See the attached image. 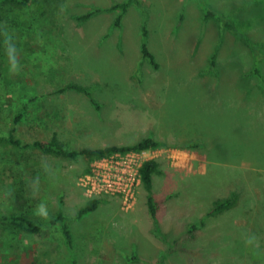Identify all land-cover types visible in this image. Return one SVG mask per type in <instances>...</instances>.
Masks as SVG:
<instances>
[{
    "label": "rangeland",
    "instance_id": "obj_1",
    "mask_svg": "<svg viewBox=\"0 0 264 264\" xmlns=\"http://www.w3.org/2000/svg\"><path fill=\"white\" fill-rule=\"evenodd\" d=\"M115 1H54L41 25L0 42V132L16 126L26 142L56 132L78 149L146 136L162 146L78 159L2 146L0 211L41 221L62 208L72 242L60 223L28 233L0 220V264H264V0H202L242 35L222 34L200 0H142L118 26ZM97 7L106 10L77 18ZM69 83L100 106L61 90ZM148 158L162 170L155 216L141 179L132 200L85 185L102 162ZM233 191L237 204L212 213ZM93 198L98 207L80 215Z\"/></svg>",
    "mask_w": 264,
    "mask_h": 264
},
{
    "label": "trees",
    "instance_id": "obj_2",
    "mask_svg": "<svg viewBox=\"0 0 264 264\" xmlns=\"http://www.w3.org/2000/svg\"><path fill=\"white\" fill-rule=\"evenodd\" d=\"M57 0H0V42L1 47L8 46L11 41L17 36V32L22 33L25 29L34 27L36 23L41 25L40 19L45 18L50 10V4ZM142 6V0H123L115 1L109 8V10H116L118 12L115 25H121L122 19L125 13L128 11L129 7L133 4ZM200 8L204 13V17H213L217 19L220 24L221 33L223 34L225 30H230L237 35L244 34L243 31L238 27L235 17L225 15L223 12L213 9L214 7L209 6L204 1L200 0ZM106 10V8L97 7L92 11L87 13L77 15L79 19H88L91 16ZM147 33V31H146ZM145 33V36H146ZM259 47V46H257ZM142 52L145 56L149 57L151 61L157 65L155 56L150 50L146 41L142 44ZM216 63L215 56L213 57V65ZM76 90L88 99H90L94 104L100 106L98 99L96 98L93 90L88 86L79 83H69L61 90ZM23 113H19L15 117L16 123L20 121ZM17 128L13 126L7 132H0V148L2 146H10L14 149H41L46 153L56 154L62 157H67L70 159H78L80 156H89L90 158H104L110 156L117 152L127 153L131 151H143L148 149H157L162 146V141L156 139L152 136L143 137L141 140L133 144L125 145H107L103 147H83V148H72L61 141L58 133H54L49 139L37 138L32 141H24L16 133ZM141 181L143 182L145 188L148 191V202L152 214L155 216L157 212V204L153 194L154 185V175L161 173L160 161L156 158H149L144 160L140 167ZM25 173L16 172L17 178H21ZM41 180V179H40ZM45 183L44 180H41ZM24 182L21 181L20 186H18V191L20 195L25 197V188L23 186ZM239 198V193L233 191L230 195L219 198L214 203V208L212 213H220L225 210H229L234 207ZM100 199L93 198L90 199L85 206L80 209L79 214L82 215L87 211L94 210L98 207ZM0 220L14 226L17 229L23 230L28 233H39L45 223L48 224H58L60 223L65 234V237L69 243L72 242V232L70 226L67 222V217L64 214V210L61 208L58 213L48 220H35L30 218L23 213H4L0 211ZM193 225L192 228H195Z\"/></svg>",
    "mask_w": 264,
    "mask_h": 264
},
{
    "label": "built area",
    "instance_id": "obj_3",
    "mask_svg": "<svg viewBox=\"0 0 264 264\" xmlns=\"http://www.w3.org/2000/svg\"><path fill=\"white\" fill-rule=\"evenodd\" d=\"M142 163L134 164L132 162L126 163V161L114 160L102 162V164L94 168L91 175L88 174L86 176L85 185L93 192L120 194L124 196L125 200H132L133 188L142 179L140 172Z\"/></svg>",
    "mask_w": 264,
    "mask_h": 264
}]
</instances>
